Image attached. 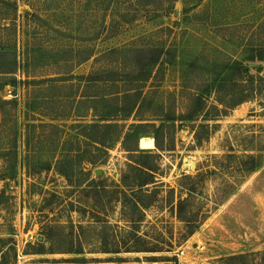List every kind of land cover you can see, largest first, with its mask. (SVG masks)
I'll list each match as a JSON object with an SVG mask.
<instances>
[{
  "label": "rangeland",
  "instance_id": "obj_1",
  "mask_svg": "<svg viewBox=\"0 0 264 264\" xmlns=\"http://www.w3.org/2000/svg\"><path fill=\"white\" fill-rule=\"evenodd\" d=\"M172 1L169 12L156 10L168 11ZM170 3L159 0L152 9L134 0H0V98L15 103L0 113V157L17 151L13 180L0 159V238L11 237L14 264H221L264 251L263 97L217 121L164 123L159 141L171 150L159 151L152 135L137 138L129 130L161 124L150 117L155 103L169 114L209 110L223 64L259 66L264 76V64L246 61L251 46L264 45V0ZM153 47L167 53L143 120L111 122L125 126L123 135L106 158L95 153V165L85 163L91 155L82 138L81 153L56 164L62 144L75 141L71 126L95 121L80 99L85 78H125L134 71L132 52ZM50 123L61 135L44 140L45 131L27 152L25 124ZM202 123L216 130L196 147L194 130ZM226 155L254 156L260 166L240 177ZM198 174L193 185L181 182ZM149 181L139 199L147 207L138 211L125 196ZM179 184L193 190L188 215L202 218L183 239L184 226L167 202L171 189L176 201ZM145 250L157 252H137Z\"/></svg>",
  "mask_w": 264,
  "mask_h": 264
},
{
  "label": "trees",
  "instance_id": "obj_2",
  "mask_svg": "<svg viewBox=\"0 0 264 264\" xmlns=\"http://www.w3.org/2000/svg\"><path fill=\"white\" fill-rule=\"evenodd\" d=\"M159 0H134V2L141 8H155L156 3ZM161 1V0H160ZM170 3V0H167ZM168 11L164 8V12H169L172 9V4H169ZM264 24V23H263ZM250 55L246 59L249 63H262L264 64V45L262 46H251ZM137 54L136 58L132 60L133 72L130 75L125 76V78H119V76L113 73L112 76H103L102 74H92L85 78V84L82 89V94L80 95L81 101L88 104V110L91 112L93 121L88 125H75L71 126L75 129L76 137L75 141L64 142L62 144L63 152L61 158L56 160V164H61L65 160H68L72 153H81L80 148V138L87 147H89L90 159L85 160L90 166L95 165L97 162V157L94 156L95 153L102 155L103 157L108 155V149L111 144L119 140L124 132L125 126L123 124H114L111 122H125L129 119L135 121H142L145 107H148L150 98L155 94H158V89L161 82V61L163 56L167 53L163 51V48L153 47L139 52H132ZM92 56V55H91ZM251 71L256 72L257 75L251 74ZM261 67L251 68L238 61H233L232 63L223 64L220 67V73L218 74L217 80H215V99L214 105L206 110L202 109L200 112L193 111L189 113L176 114L173 112L169 114L164 110V106L160 103L154 104L155 111L150 113V117L161 122V124L156 127L154 124H132L130 125L131 134L136 133L137 138L140 135H152L154 140V145L157 150L165 151L171 150L169 146H164L159 141L160 133L166 128L164 123L175 122H192L197 119H201L202 122L217 121L229 115V112L239 105L246 102L252 101L258 97L264 98V76L261 75ZM57 80L49 79L45 82H55ZM104 85L102 91H99L100 86ZM147 87L150 90L144 91ZM74 99V98H70ZM151 104V102H150ZM153 104V103H152ZM15 103L13 101H5L0 98V113L4 115L3 106H13ZM216 130V126H209L208 124H199L194 130L193 139L195 141L196 147H201L205 142L208 141L212 131ZM45 131L49 132V136L45 137L47 140L50 136L59 137L62 130L59 126L55 124H25V150L30 151V146L32 145L33 138L40 139ZM130 133L125 135L128 138ZM140 145V144H139ZM140 147V146H139ZM78 149V150H76ZM133 152H139L138 149ZM142 153V152H141ZM133 155V154H132ZM151 157V155H147ZM0 159L4 165L6 179L13 180L15 173V164L17 162V151L15 149L9 150L8 152L1 155ZM228 163L232 161V170L234 173L240 175L249 174L260 166L254 156L245 155L243 158H237L235 155H226L224 157ZM150 172L154 173L153 170L148 169ZM218 168L215 167V171ZM66 179L67 175L63 172H59ZM200 174L197 176H183L182 181H188L192 185L198 181ZM153 180V178H152ZM90 183V182H89ZM153 182L149 181L142 185L137 186L138 190L125 196L128 200L133 198L131 201L134 209L142 210L147 207L140 197L148 195V190L142 189L148 184ZM233 187V186H232ZM178 192L176 194L175 201V190H170V199L167 201L171 207L176 209V219L183 224L184 233L181 239L192 235L198 228L202 218L195 216H189L190 211L194 210V202L190 198L193 193L192 188L186 189L180 184L178 185ZM187 191L186 197L183 198L182 192ZM234 190V187H233ZM5 193L1 191L0 200L3 199ZM189 211V212H188ZM143 216V214H140ZM142 220H139L141 222ZM132 222V221H129ZM126 253L132 251H125ZM137 252H148L155 253L156 250H145ZM108 253V252H105ZM119 253V252H111ZM8 259L12 261L16 260V251L11 237L0 238V264H11L8 263ZM221 264H264V251L232 255L229 257L222 258L220 260Z\"/></svg>",
  "mask_w": 264,
  "mask_h": 264
}]
</instances>
